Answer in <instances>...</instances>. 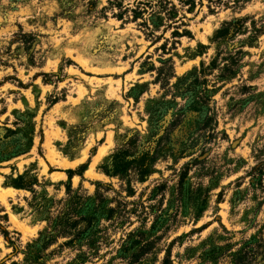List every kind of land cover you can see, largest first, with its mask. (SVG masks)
I'll list each match as a JSON object with an SVG mask.
<instances>
[{"label": "rangeland", "instance_id": "374dc122", "mask_svg": "<svg viewBox=\"0 0 264 264\" xmlns=\"http://www.w3.org/2000/svg\"><path fill=\"white\" fill-rule=\"evenodd\" d=\"M0 186V264H264V0H0Z\"/></svg>", "mask_w": 264, "mask_h": 264}, {"label": "bare ground", "instance_id": "6f19581e", "mask_svg": "<svg viewBox=\"0 0 264 264\" xmlns=\"http://www.w3.org/2000/svg\"><path fill=\"white\" fill-rule=\"evenodd\" d=\"M8 188H10V187H6V188H4L3 189V187H1L0 186V200H4L5 199V197H6V189H8Z\"/></svg>", "mask_w": 264, "mask_h": 264}, {"label": "trees", "instance_id": "16d2710c", "mask_svg": "<svg viewBox=\"0 0 264 264\" xmlns=\"http://www.w3.org/2000/svg\"><path fill=\"white\" fill-rule=\"evenodd\" d=\"M67 172L69 173V175H70V177L72 176V172H74L73 171V169H67ZM16 187H18V188H22V187H24L23 185H16Z\"/></svg>", "mask_w": 264, "mask_h": 264}, {"label": "crops", "instance_id": "0c3cea01", "mask_svg": "<svg viewBox=\"0 0 264 264\" xmlns=\"http://www.w3.org/2000/svg\"><path fill=\"white\" fill-rule=\"evenodd\" d=\"M18 189H22V188H18Z\"/></svg>", "mask_w": 264, "mask_h": 264}]
</instances>
